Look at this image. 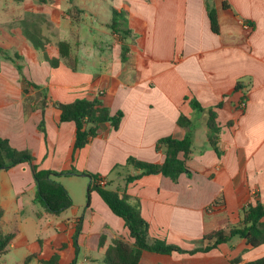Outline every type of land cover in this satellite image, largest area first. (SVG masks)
<instances>
[{
  "label": "crops",
  "instance_id": "obj_1",
  "mask_svg": "<svg viewBox=\"0 0 264 264\" xmlns=\"http://www.w3.org/2000/svg\"><path fill=\"white\" fill-rule=\"evenodd\" d=\"M34 1L0 0V139L29 151L39 169L57 173L53 179L73 204L58 215L48 214L35 203L28 164L0 171V226L5 233L18 231L0 264H42L40 260L55 255L62 264H104L105 251L115 240H129L124 222L96 192L82 208L75 204L76 195H87L90 179L59 174L72 168L100 176L108 189L127 197L147 223L149 241L184 250L200 246L204 234L236 225L242 208L264 205V0H212L218 34L210 30L205 0H139L141 9L134 16L139 35L135 38L132 30L126 42L119 34L89 28L92 25L86 30L85 20L82 24L66 14L71 6L66 0L44 8L35 7ZM42 10H50L46 15L55 26L66 25L52 34L37 29L33 17ZM59 42L69 45L66 58L60 56ZM124 42L129 52L122 62ZM53 59L59 60L54 68L49 64ZM237 83L240 88L235 90ZM95 97L112 114L122 112L123 118L116 131L108 124L101 127L72 160L75 126L60 123L53 104ZM39 99L47 103L43 112ZM191 99L205 109L221 104L214 108L221 126L219 155L208 144L206 115L192 111ZM181 115L194 126L188 173L177 182L153 174L125 184L128 175L139 171L115 167L129 158L161 164L165 154L156 149L159 140H181L186 134L178 125ZM42 119L44 131L38 128ZM202 126L203 140L198 136ZM26 208L32 216L25 217ZM28 227L44 237L30 240ZM37 240L42 241L40 254L25 263L36 251ZM61 244L65 247L60 250ZM22 249L21 260L13 262L9 252ZM262 256L264 246L252 248L233 239L194 255L143 251L139 264H229L237 257L242 263Z\"/></svg>",
  "mask_w": 264,
  "mask_h": 264
},
{
  "label": "trees",
  "instance_id": "obj_2",
  "mask_svg": "<svg viewBox=\"0 0 264 264\" xmlns=\"http://www.w3.org/2000/svg\"><path fill=\"white\" fill-rule=\"evenodd\" d=\"M44 3V0H40ZM207 17L209 20L210 30L214 34L219 33V22L217 13L212 6V0H205ZM223 7L226 8L224 5ZM112 18L109 25L110 30L121 36V40H127L130 35V29L125 27L124 19L119 20L120 15L115 9L111 11ZM34 29H32L33 31ZM31 31H29L30 33ZM35 32V31H34ZM32 32V33H34ZM30 35V34H29ZM28 38L37 44L34 36ZM125 43V42H124ZM38 46V45H37ZM59 53L62 58H66L69 54V45L66 42L58 43ZM1 52V49H0ZM129 47L122 45L121 47V61L125 62ZM51 67L59 65L58 59L49 60ZM240 88L237 83L235 90ZM39 108L43 112L47 103L45 100L39 99ZM60 111V123L72 122L75 126L74 140L72 149V160L74 154L86 146L90 140L96 136L102 125L108 124L113 131L118 130L123 113L118 111L114 114L105 107L98 97L94 99H78L72 103L53 104ZM190 108L197 115L205 114V125L207 128V140L209 147L219 155L217 143L221 132V126L217 121V114L214 108H218L221 104L215 107L203 108L195 99L189 101ZM178 125L186 130V134L181 140L173 139L171 137L161 139L157 143L156 149L163 150L165 154L164 161L161 164L145 163L137 161L134 158H129L127 163L123 166H117V169L133 168L139 173L135 176H127L125 184L136 180L144 175L161 174L168 177L172 182H177L179 176L183 173H188L187 161L193 154V122L191 119L181 115L178 119ZM39 130L44 131L43 119L38 126ZM28 164L31 168L33 179L35 182V203L40 205L44 211L51 215H58L69 209L73 202L67 190L53 179L57 175L53 171L42 170L34 163V158L27 150H16L10 146L6 139H0V171L10 169L19 164ZM60 175H75L82 174L89 177L90 182L87 189V202L90 201L91 192H96L100 200L107 206V208L123 222L128 232V241L117 239L105 251L103 262L104 264H139L141 253L143 251L166 254L172 253L194 255L196 253H208L210 251L219 249L221 245L229 244L233 239H241L252 248L264 246V205L256 203L255 205H248L240 210V220L236 225H224L221 228L215 229L210 233L204 234L200 246L191 250H184L174 245L166 244L161 240H148V225L141 217L138 208L128 202L124 195L119 196L117 191L108 189L109 184L100 185L99 180H102L98 175L89 173H79L73 168L69 171L59 173ZM3 216V211L0 208V222ZM18 231L13 229L9 233H5L0 226V256L5 254L12 239L17 235ZM76 240V235L73 238ZM36 251L25 259L29 261L36 258L40 254L42 241L37 240ZM102 246V241L100 242ZM61 244L59 249L64 248ZM42 264H62V259L55 255L49 261H41ZM71 264H75L73 261ZM229 264H264V256L252 261L242 262L239 257L231 259Z\"/></svg>",
  "mask_w": 264,
  "mask_h": 264
},
{
  "label": "rangeland",
  "instance_id": "obj_3",
  "mask_svg": "<svg viewBox=\"0 0 264 264\" xmlns=\"http://www.w3.org/2000/svg\"><path fill=\"white\" fill-rule=\"evenodd\" d=\"M44 1L45 2L42 3L40 0H35L34 6L44 8V6H43L44 4L54 3V0H44ZM66 1L68 3H70L69 5H71L70 8L67 10L68 12H66V14L69 17L76 18L77 20H79V22L82 21V24L85 23V21H86V26H85L86 30H88V25H92L89 28H92L95 31L99 32L100 30H104V31H109L110 33H113L110 30L109 25L111 23V18H112L111 11H112V9H115L118 13H120V15L117 18L119 20L124 19L125 27L130 29L131 33L133 30L134 37L136 38L139 35L137 33V31H134L137 28V22L134 21V16H137V15H135V10L138 11L136 14H139V11L141 9L140 4H138L139 0H135L136 3L133 0H107L108 5L105 3L104 0L102 1L103 3H101V0H66ZM119 2H120V4H119ZM99 3H100V5H99ZM109 5H111L112 9ZM129 8L131 10H129ZM46 13H50V10H48V12H46L45 10L39 11L35 14L36 17H33L34 18L33 21H36V23H37V29L44 28L46 33L52 34L55 32H59L66 25V22H65V24L61 23L60 27H58L57 25L55 26L54 24L49 22V18L46 15ZM145 13H146V11L143 12V14H145ZM85 15H86V17H85ZM108 16H109V19H108ZM90 19H94L95 22H92L90 24V22H89ZM63 20L68 21V19H63ZM121 36H123V35H121ZM108 42H109V40H108ZM125 42H126V40H125ZM198 136L200 137L201 140H203V138H204L203 126L198 129ZM121 174H122L121 178L123 179L125 177L126 173H125V171H122ZM121 182H123V181L121 180ZM120 184H122V183H120ZM69 188L72 190V187H69ZM74 200H75L74 201L75 204L77 206H80V208H82L86 204L87 195L84 194L80 197L78 195H76ZM68 213H70V212H66V214H62V215L66 216ZM29 215L32 216L31 211L29 208H26L25 217H28ZM30 224H31V222H28V226ZM27 236L30 240L32 238H34L35 236H37L39 238L44 237V235L42 233H39L38 231L31 229L30 227H28ZM24 253H25V250L22 249V250H18L15 252L10 251L9 255H12L13 256V262H16V261L21 260L22 254H24ZM0 262H1V260H0Z\"/></svg>",
  "mask_w": 264,
  "mask_h": 264
},
{
  "label": "built area",
  "instance_id": "obj_4",
  "mask_svg": "<svg viewBox=\"0 0 264 264\" xmlns=\"http://www.w3.org/2000/svg\"><path fill=\"white\" fill-rule=\"evenodd\" d=\"M101 93H99V95H100ZM244 106H245V103H240V107L241 108H244ZM99 184L100 185H104L105 183H104V181L103 180H99Z\"/></svg>",
  "mask_w": 264,
  "mask_h": 264
},
{
  "label": "water",
  "instance_id": "obj_5",
  "mask_svg": "<svg viewBox=\"0 0 264 264\" xmlns=\"http://www.w3.org/2000/svg\"><path fill=\"white\" fill-rule=\"evenodd\" d=\"M102 128H104V125H102Z\"/></svg>",
  "mask_w": 264,
  "mask_h": 264
}]
</instances>
